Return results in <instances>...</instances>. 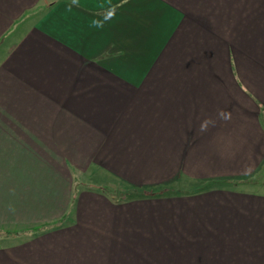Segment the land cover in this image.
<instances>
[{"label":"crops","instance_id":"0c3cea01","mask_svg":"<svg viewBox=\"0 0 264 264\" xmlns=\"http://www.w3.org/2000/svg\"><path fill=\"white\" fill-rule=\"evenodd\" d=\"M257 177L264 0H0V264H264Z\"/></svg>","mask_w":264,"mask_h":264},{"label":"rangeland","instance_id":"374dc122","mask_svg":"<svg viewBox=\"0 0 264 264\" xmlns=\"http://www.w3.org/2000/svg\"><path fill=\"white\" fill-rule=\"evenodd\" d=\"M257 178H258V180L260 179L259 177H257ZM113 181H111V183H112L113 186H111L112 188L111 189L109 188V189L111 190L110 193H112L114 195H118V196H121V195L130 196V195H139V194L144 193L142 191L125 188V187H123V186H121L118 183H115ZM257 181L254 182L253 184L249 183V186H251V187L252 186H262V183L264 182V178L261 177L260 182H257ZM193 188H195V187H193ZM255 188H258V187H255ZM176 189H173V188H171L169 190L166 189V190L159 191L157 193H169L168 191H172V190H174V191L171 192V193H174V192L177 191ZM246 189H248V187ZM262 189L264 190V185H263V187H261V190ZM179 191H181V190H179ZM152 193H155V192H152ZM3 234H5V233H0V236L3 235ZM2 240H5L6 241L7 239H2Z\"/></svg>","mask_w":264,"mask_h":264},{"label":"clouds","instance_id":"9594fccd","mask_svg":"<svg viewBox=\"0 0 264 264\" xmlns=\"http://www.w3.org/2000/svg\"><path fill=\"white\" fill-rule=\"evenodd\" d=\"M219 115H220V117L222 119H227L228 118V114L223 113L222 111H221V113ZM215 123L216 122L213 119L206 118L205 120H203L200 123L199 132L204 133V132L208 131L210 127H214L215 126Z\"/></svg>","mask_w":264,"mask_h":264},{"label":"trees","instance_id":"16d2710c","mask_svg":"<svg viewBox=\"0 0 264 264\" xmlns=\"http://www.w3.org/2000/svg\"><path fill=\"white\" fill-rule=\"evenodd\" d=\"M64 223H65V219L62 220V221H60V222L57 223V224H54L52 227H60V226H62ZM45 228H47V226H44L43 228H40V229L36 230L35 232L39 233L40 231L44 230ZM37 233H36V234H37Z\"/></svg>","mask_w":264,"mask_h":264}]
</instances>
